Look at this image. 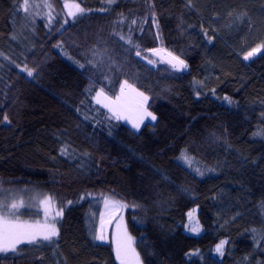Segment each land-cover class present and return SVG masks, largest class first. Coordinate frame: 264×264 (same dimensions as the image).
Segmentation results:
<instances>
[{"label":"trees","instance_id":"16d2710c","mask_svg":"<svg viewBox=\"0 0 264 264\" xmlns=\"http://www.w3.org/2000/svg\"><path fill=\"white\" fill-rule=\"evenodd\" d=\"M33 1L0 0V187L46 192L63 215L58 236L0 264H118L90 235L96 195L123 204L143 264H264V49L244 59L264 43V0H70L75 18L64 0ZM160 46L188 69L149 55ZM23 69L56 105L6 123ZM100 89L157 119L133 130ZM195 208L199 235L186 232Z\"/></svg>","mask_w":264,"mask_h":264},{"label":"rangeland","instance_id":"374dc122","mask_svg":"<svg viewBox=\"0 0 264 264\" xmlns=\"http://www.w3.org/2000/svg\"><path fill=\"white\" fill-rule=\"evenodd\" d=\"M65 2L66 0H64V4ZM34 3L35 2L33 0H28L27 9H32L33 7H35ZM43 3L45 9L48 11L49 5L47 1L43 0ZM80 7L82 8V6ZM72 10L75 11L74 8ZM66 11L68 13L69 8H66ZM154 49H156L157 51L153 52L150 50L148 52L149 55L157 57L158 59H160L161 62L169 63L168 61L172 60V56H179L175 52L165 47L160 46ZM169 53H171L172 56H169ZM179 57L180 59L184 60L181 56ZM172 62L175 63V61ZM169 64L172 65L171 63ZM187 69L188 67L184 69H179V71H185ZM22 73L21 74L23 75V78L28 79V83L24 85V87L20 90L17 102L13 107L12 111L9 113V116H7L10 123L12 122L10 118L12 116L43 112L54 108L56 105L55 102H53L50 98H48L46 95L41 93L31 82L30 80L31 76L28 75V70L23 69ZM100 91L101 89L97 93H99ZM97 93L94 97L95 102L97 103V99H99L100 102L97 104H99L106 111H108L113 118H115V113H119L121 118L120 119L115 118V119L125 123L133 130L140 131L143 125L149 120V118L146 117L143 123L140 124L139 129L134 128L133 123L138 122L139 116L142 114V112L138 110L137 107L133 105H129V103L125 101V98H121L120 97L121 95L119 96V94L112 96L111 94L103 90V94L97 97ZM125 117H127V119H125ZM66 119L72 126L76 128L79 125L77 119L74 117L67 116ZM49 197L51 198V196L48 193L40 192L32 188H23L19 190H5L2 187H0V204L10 205L13 202L19 203L20 201H23V207H19L17 214L20 213L22 210L29 209V210H36L39 211L40 213H44L47 215L49 220H43V219L30 220L19 217V220L21 222L36 226L37 229L39 228V226H42L45 223L53 222L52 217L54 215L55 210H57V206L55 205L53 198H51V200L48 203H42L43 201L46 200V198ZM92 200H93V206L91 208L90 217L88 220L91 237L95 241L111 243L118 264H121V259L117 257V249L120 248V255L121 257H124L125 253H124L123 245L125 243L130 245V247L128 248V256L131 257L133 264H135L137 257L139 264H143L139 252L136 248L135 238L128 231L127 223L124 215L123 204L110 195H96L95 197L93 196ZM193 210L195 211L193 212ZM193 210L190 211L193 212V216L191 218H189L188 216L186 232L191 235H199L202 232V226L197 218V208ZM192 227L197 228L198 231L197 232L190 231L189 229ZM98 235H102L104 239L102 240L96 239ZM39 240H43V239L38 233L37 241ZM23 244H27V243L19 244L17 245V247Z\"/></svg>","mask_w":264,"mask_h":264},{"label":"snow or ice","instance_id":"6c2138e0","mask_svg":"<svg viewBox=\"0 0 264 264\" xmlns=\"http://www.w3.org/2000/svg\"><path fill=\"white\" fill-rule=\"evenodd\" d=\"M64 6L66 8H69L68 15L72 16L74 18L78 14H82L85 11V9L80 7V4L72 3V2H70V0H66ZM73 8L75 9V11L72 10ZM25 11H27V0H25ZM65 23H67V20H65ZM133 23H135V22H133ZM209 39H211V38H209ZM262 49H264V43H261L260 45H257L256 47L252 48L251 51H248L246 53V55L244 56V59L245 60L251 59L252 57L257 55L258 53H260ZM151 51L156 52L157 50L152 49ZM136 55L140 56L141 55L140 51H137ZM169 56H172V54L169 53ZM145 58H147V57H145ZM172 61H175V63H173ZM148 62L153 63L152 60H149ZM168 62L172 64L173 68H177L178 70L188 67L186 62L184 60L180 59L179 56H172V60L168 61ZM80 67H84V66L80 65ZM28 75L29 76L32 75V70H28ZM125 84H127V81H125ZM102 94H103V90L101 89V91L99 93H97V97H99ZM139 95L143 97L145 102H147L148 98L146 96H143V93H140ZM225 99L227 100L228 98L225 97ZM99 102H100L99 99H97V103H99ZM105 106H107V105H105ZM146 117H150L151 120H153V121L157 119V117L153 113L148 112L145 109L144 112L139 116L138 122L133 123V127L136 129H139L140 124L143 123V121ZM115 118L116 119L121 118L119 113H115ZM125 119H127V117H125ZM3 120L10 123V121L8 120V117L6 115L3 116ZM66 153H67V149L61 150L62 155L66 154ZM182 158L185 160L189 159L183 153H182ZM197 171L199 172V169H197ZM200 175H203V173H200ZM50 200H51L50 197L46 198V200L43 201L42 203H48ZM68 203H71V201H69ZM19 207H23V201H20L19 203L13 202L10 205L0 204V253H6L9 251L15 252L17 245H19V244L37 242L38 233L42 237L43 240H49V241L52 240L53 237H56L59 235V231L56 227L55 219H56V217H60L63 215V208L55 210L54 215L52 217V220H53L52 223H45L44 225L39 226V228L37 229L36 226L21 222L19 220V216L17 215ZM5 209H6V211H5ZM194 211L195 210H193V212ZM193 212L188 213L189 218H191L193 216ZM189 230L192 232L198 231V229L195 227H192ZM96 239L102 240V239H104V237L102 235H98L96 237ZM226 243H227V241H221L220 244H218L216 246V251L222 253L223 246ZM129 247H130V245H128L127 243H125L123 245L124 253H125L124 257H121V255H120V248L117 249V257L119 259H121V264H133L131 257L128 256V248ZM133 253H134V250H133ZM135 264H139L138 257L136 258Z\"/></svg>","mask_w":264,"mask_h":264}]
</instances>
